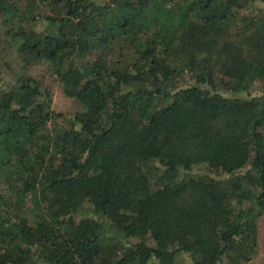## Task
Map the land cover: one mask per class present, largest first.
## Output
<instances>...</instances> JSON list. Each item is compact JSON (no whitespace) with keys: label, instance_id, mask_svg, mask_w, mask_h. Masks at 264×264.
<instances>
[{"label":"trees","instance_id":"obj_1","mask_svg":"<svg viewBox=\"0 0 264 264\" xmlns=\"http://www.w3.org/2000/svg\"><path fill=\"white\" fill-rule=\"evenodd\" d=\"M263 216L264 0H0V264H252Z\"/></svg>","mask_w":264,"mask_h":264},{"label":"rangeland","instance_id":"obj_2","mask_svg":"<svg viewBox=\"0 0 264 264\" xmlns=\"http://www.w3.org/2000/svg\"><path fill=\"white\" fill-rule=\"evenodd\" d=\"M31 71V74L44 80L45 84L51 87L53 91V108L57 112L72 116L79 109L77 102L64 94L60 83L49 73L45 65H34ZM184 261L190 263L187 255H184ZM252 264H264V216L259 221V248Z\"/></svg>","mask_w":264,"mask_h":264}]
</instances>
